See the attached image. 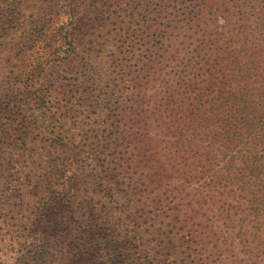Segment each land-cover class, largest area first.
<instances>
[{"label": "trees", "instance_id": "trees-1", "mask_svg": "<svg viewBox=\"0 0 264 264\" xmlns=\"http://www.w3.org/2000/svg\"><path fill=\"white\" fill-rule=\"evenodd\" d=\"M84 1L0 0V64L10 71L0 84V159L9 151L16 163L37 137L54 142L29 174L10 162L0 170V210L22 223L9 229L10 264H264V0L132 2L154 19L157 41L144 53L125 40L119 84L105 85L89 61L115 11L112 0H93L87 18ZM219 18L223 30L212 34ZM143 25L137 37L149 38ZM51 66H85L96 90L92 127L79 125L68 141L50 138L47 105L55 89L79 106L86 92L59 71L52 84ZM110 93L117 113L98 123ZM27 96L42 111L23 126ZM121 103L122 118L109 123ZM18 129L25 147L12 139ZM92 150L100 152L86 184L76 158Z\"/></svg>", "mask_w": 264, "mask_h": 264}, {"label": "rangeland", "instance_id": "rangeland-1", "mask_svg": "<svg viewBox=\"0 0 264 264\" xmlns=\"http://www.w3.org/2000/svg\"><path fill=\"white\" fill-rule=\"evenodd\" d=\"M35 2H39L40 0H34ZM141 2L144 0H112L113 5L111 7H108V12L115 11L114 13V19L111 20V26L107 28L104 31L103 38L101 40V43L99 47H97L94 51L93 55V61H89V67L95 68V70H98L100 68L101 73L104 74L103 84H119V82L115 79L117 74L122 75L123 70L120 67H115L119 64V55L118 52L120 51V46L125 42V40H133V38L138 39L137 45L135 47L136 50L142 49L144 50L151 45L148 44V40L154 41V43L157 41L154 37V19H152V16L148 14L146 16V13L142 8H136V6H132V2ZM149 1V4H153L154 0H147ZM183 2V0H181ZM59 3H61V0H58ZM93 0H85L83 2V10H87V18H91L92 13L90 12L91 4ZM101 1V3H103ZM190 10V8L188 9ZM169 11V10H168ZM171 14V17L169 20L173 19L174 12L171 10L169 11ZM84 15V14H83ZM143 22H146V26L150 27V31L148 32L149 38L144 37L142 35L137 37V31H142L140 29V26L142 27L143 31L145 30V27L143 25ZM223 20L219 18L216 23H213L209 29L212 32V34L215 33L217 30L218 32L223 30ZM210 31H206V35L211 33ZM135 35V37H134ZM203 38L202 33L199 35H196L194 37H191L190 40V51L193 50L194 54V48L197 44L200 43L201 39ZM142 39V40H141ZM204 40V39H203ZM21 42V40H16L13 42L12 46H15L12 49L11 56H15L20 52V49L16 47V45ZM147 44V45H146ZM83 43L80 41L77 45L78 49V58L82 56L81 50H82ZM106 46L109 48L107 49ZM132 49V47H131ZM145 53V52H144ZM143 54V53H142ZM125 58L128 61V64H134L135 58H133V54L130 53L129 49L125 48ZM14 61V60H13ZM13 64H17L15 61ZM114 73H112V71ZM135 70V69H134ZM56 71H59L60 74H63V77H68L72 75L74 78L77 79L76 83L80 86L81 89H85V102L82 104V106H79L76 104V101L69 91H62L59 89H55L52 92V97L50 98V103L47 105L48 107V113L45 116V120H47V123L50 124L49 131L51 132V137L55 139V142H58V140L62 141H68L72 138L73 133L78 128L79 125L87 126V129L92 127V122L94 116L98 114V110L95 107L94 99L96 98V90L93 89L90 81H88L89 76L86 72L85 66H79L76 69L67 66L64 68H58L51 66L48 69V73L51 77V83H55L56 77L53 76ZM9 69L5 67V65L0 64V84L2 80H4L9 75ZM137 72L136 74H138ZM38 76V75H37ZM114 80L115 83H111ZM55 86V85H54ZM119 86H124L119 85ZM29 87H31L29 83ZM89 88V90L87 89ZM31 90V89H30ZM110 99L111 101L108 103V105H101L100 108L102 109V115L98 121V123H102L106 120L108 113H112L116 115L117 111L115 109V106L113 105V101L115 100L114 93H110ZM36 99H34L33 96H27L25 100L21 103V111H20V119L18 124H23V126L26 125V122L29 120H34L35 118H40V112L42 111L40 105L35 102ZM120 105V106H119ZM117 106L118 111H120L119 116H116L114 119L109 120V123L114 122L116 119L122 118L121 112L125 109V103H121ZM0 106H1V100H0ZM25 122V123H22ZM66 123L67 126H72L74 124L75 128H72L69 130L68 127L61 128L60 126L62 124ZM24 131L18 129L17 133L12 137L13 140H15V143L18 146H24V141H26V137L24 136ZM85 132H83L82 135H84ZM53 141L44 142L41 140V137H37L36 144L34 147H29L26 149L23 154L17 159L16 163L13 164V159L9 151L2 159H0V170L3 167L4 164H7L10 162L12 166L14 167L11 170H18L24 174H29L30 170H35L34 167L37 166V164L41 162H47L48 158L47 156H51L53 153ZM100 151L96 152L95 150H92L91 153L83 154L76 158L77 163L79 165V170L81 172V177L84 178V181L90 184H93V165L94 160H98V153ZM104 154H107V152H104ZM49 164L45 163L44 167L39 170H49L48 169ZM22 180H15L13 181V185L15 188H23ZM3 186L0 183V194L3 190ZM14 227V228H12ZM12 228L14 230L22 229V223L21 222H14L11 218V214L8 212H2L0 210V242L3 249L0 252V264H10L14 261L15 257V251L12 238H11V231L9 229ZM17 235V234H16ZM15 235V236H16ZM16 237H19L18 235ZM18 241V240H16Z\"/></svg>", "mask_w": 264, "mask_h": 264}]
</instances>
